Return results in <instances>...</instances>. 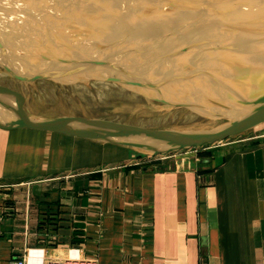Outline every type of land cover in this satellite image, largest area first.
<instances>
[{"label": "crops", "instance_id": "0c3cea01", "mask_svg": "<svg viewBox=\"0 0 264 264\" xmlns=\"http://www.w3.org/2000/svg\"><path fill=\"white\" fill-rule=\"evenodd\" d=\"M154 93L178 99L139 98ZM195 154L141 164L115 141L0 126V184L21 187L0 205V264L36 247L98 264H264V125Z\"/></svg>", "mask_w": 264, "mask_h": 264}, {"label": "water", "instance_id": "95a60500", "mask_svg": "<svg viewBox=\"0 0 264 264\" xmlns=\"http://www.w3.org/2000/svg\"><path fill=\"white\" fill-rule=\"evenodd\" d=\"M20 2L38 16L0 17V30L51 35H88L110 48L128 68L182 94L184 101L234 114L227 126L190 139L139 131L106 119L7 117L0 126L110 140L141 154L156 155L202 147L264 124V49L253 31L264 30V0H0ZM245 27L250 41L226 37ZM261 39V36L259 40ZM241 43L246 44V47ZM113 59V57H112ZM124 74L125 71H121Z\"/></svg>", "mask_w": 264, "mask_h": 264}, {"label": "rangeland", "instance_id": "374dc122", "mask_svg": "<svg viewBox=\"0 0 264 264\" xmlns=\"http://www.w3.org/2000/svg\"><path fill=\"white\" fill-rule=\"evenodd\" d=\"M7 7L6 3L0 4V17L7 18L13 15ZM13 13L19 17H30L33 22L39 21L38 16L34 15V11L28 6H23V4H19ZM259 26L260 21L253 24L247 23L246 26L228 29L223 34L233 39L250 41L248 39L250 33L241 31V29ZM252 36L258 37L257 41L260 42L259 38L264 36V30L253 31ZM61 37H65L67 40H61ZM68 37H72L73 42L76 43L85 41L84 45L69 43L72 46L83 45L85 49L90 46L88 35L80 32L61 31L56 34L45 35L42 33L18 34L9 30H0V48L3 51H8L9 48L13 50L18 46L20 50L26 51L27 60L33 62H22V64L18 62L17 65L12 64L9 66L0 65V75L8 74V76L14 78L13 81L10 78L8 81L0 79L1 84L5 83V86L9 87V89L7 87L5 91L0 92V114L7 117H39L58 121H66L69 118H104L144 132L149 129L168 126L194 128V125L191 124L194 120H190V118H187V114L183 115L184 112H182L185 106L191 104L185 102V99L182 104L174 105L172 103L169 104L170 106H165L157 104L158 100L148 102L145 98H131L110 91L106 86L111 85H105V80L112 78L115 80L122 74L120 68L129 70L121 81H126L131 75L135 74L128 68L127 64L130 62L126 63L112 59L114 52L107 46L102 47L103 45L96 47L99 49L98 53L69 47L66 45V41L70 40ZM37 38L42 40L46 38L50 41L52 39V42L46 41L49 43L39 46L34 42ZM57 42H64L65 45L57 44ZM250 43L256 48L255 40L254 42L250 41ZM53 48H61V51L64 52L57 51L56 54H69L68 59L60 58L52 53L51 49ZM257 48L264 49V44L260 43ZM57 57H59V60L55 59ZM46 62L50 63L46 64ZM105 64L110 67L106 71L109 72V75L107 78H100L105 73L102 72L101 65ZM96 69H98L97 75L93 76L92 73ZM2 70H5V72H1ZM59 82L62 84V88L67 89L56 92ZM104 88L107 90L104 91ZM52 90L53 92L50 93ZM194 150L177 151L178 153L175 152L169 159L177 161V159L187 158L194 154ZM136 153L139 152L136 151ZM198 153L195 155H198ZM7 185L9 186H6V189L8 188L9 191L4 187L0 189V205L9 201L8 197H12L15 191H21V187L14 191L16 189L15 184L13 186H11L12 184ZM1 220L3 221L2 207H0Z\"/></svg>", "mask_w": 264, "mask_h": 264}, {"label": "bare ground", "instance_id": "6f19581e", "mask_svg": "<svg viewBox=\"0 0 264 264\" xmlns=\"http://www.w3.org/2000/svg\"><path fill=\"white\" fill-rule=\"evenodd\" d=\"M5 3L8 5L7 8L12 11V13H11V14H13L12 16H15L13 11L15 12V9H17L20 2L7 1ZM0 4H3V3H0ZM0 16H1V14H0ZM4 16H6V15H4ZM34 42L37 43L39 46L49 43V42L47 43L46 41H44L40 38H37ZM260 43L264 44V36H261ZM260 43H258L257 46ZM241 44L243 46H246V44H244V43H241ZM246 47L251 48L248 45ZM51 51L54 54H56L57 51L64 52V51H61V48H59V49L53 48V49H51ZM113 54H115V53H113ZM113 54H112V56H113ZM26 55H27L26 51L20 50L18 46L16 48H14L13 50H11V48H9L8 51H3L0 48V65H5V66H7V65L9 66L12 64L17 65L18 62L20 64H22V62L33 63V62L27 60ZM56 55L59 56L60 58L64 57V59H68V57H69L68 56L69 54H64V55L56 54ZM59 57H57L55 59L59 60ZM115 57L116 56H113V59ZM116 60H118V57ZM36 63H41V62H36ZM49 63L46 62V64H49ZM101 68H102V72L103 73L105 72V73L100 78H107L109 75V72L107 73L106 71H108L107 69H110V67H108V65L105 64V65H101ZM114 68H115V66H114ZM120 69H121V71H125L124 74L119 75L120 77L118 76L117 78H115V80H114V78L105 80V85H111V86H106L107 88L110 89V91H115V92H118L119 94H122L123 96H128L131 98H139V97L143 96L144 94L148 93L149 91H155V92H159V93L166 95V96L178 97V99H176V100L170 99L169 101L165 102L164 105H166V106H168L169 104H172V103H174V105L182 104V102L184 100L182 97V94L180 92H178L176 89L171 88V87H174L173 85H167V86L162 85L158 81H156L155 78H150L148 76H144V75L139 74V73L138 74L135 73L134 75H131L126 81H121V79L126 75L125 73L129 70L128 69L125 70L126 68H120ZM97 70L98 69H96V71L94 73H92L93 76L97 75ZM6 89L7 88L0 87V92L5 91ZM62 89L65 90L67 88H62V84L59 82L58 87L56 88V92L61 91ZM102 90H103V88H102ZM106 90L107 89L104 88V91H106ZM52 92H53V90L50 91V93H52ZM143 98H145V97H142L141 99H143ZM145 99L148 102H154L153 100H158V102H156L157 104H159L161 102V99L155 93L153 94V96H150V97L145 98ZM171 106H173V105H171ZM197 108L202 109V110H200V112L197 113V116H193V114L195 113L194 111ZM182 112H184L183 115L187 114V118H190V120H192V121L194 120V122L191 123L192 126L194 125V128L187 129V128H181V127L175 128V127H169L168 126V127H158L155 129H149V131L154 132L157 135H160L163 137L184 140V139H190V138L198 137L201 135H206V134H209L213 131H217V130L227 126L228 124H230L232 122V120L234 119V114H230L229 112H224V111H220V110L218 111V110L210 109L206 106L196 105V104H189L188 106H185V108L182 110ZM223 113L224 114H230L231 116L229 117V119H227L223 115H221ZM209 115H211V116H209ZM221 116H223V117H221ZM99 119H104V118H99Z\"/></svg>", "mask_w": 264, "mask_h": 264}, {"label": "built area", "instance_id": "2783aa9c", "mask_svg": "<svg viewBox=\"0 0 264 264\" xmlns=\"http://www.w3.org/2000/svg\"><path fill=\"white\" fill-rule=\"evenodd\" d=\"M212 145H204L202 147H193L188 150L195 149L194 150L195 151L194 154H195L202 149L204 150L206 148L211 147ZM184 150H187V149H184ZM174 153L175 152L173 153L169 152L166 154H156V155L140 154L139 163L155 165L159 162L169 159L171 156L174 155ZM65 177H69V175H65ZM30 183L32 182L27 181L26 184H30ZM6 186H9V185L0 184V189L3 187L4 189H6ZM45 251L46 249L43 247H36V248L28 249L20 257L11 259L8 264H98V258L96 256L80 254L79 250L74 249V248H69L68 254L64 257H44Z\"/></svg>", "mask_w": 264, "mask_h": 264}]
</instances>
